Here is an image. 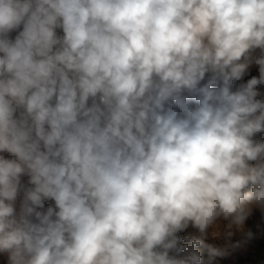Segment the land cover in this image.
<instances>
[{
    "label": "clouds",
    "instance_id": "clouds-1",
    "mask_svg": "<svg viewBox=\"0 0 264 264\" xmlns=\"http://www.w3.org/2000/svg\"><path fill=\"white\" fill-rule=\"evenodd\" d=\"M261 89L264 0H0V264L228 256L264 217Z\"/></svg>",
    "mask_w": 264,
    "mask_h": 264
},
{
    "label": "rangeland",
    "instance_id": "rangeland-1",
    "mask_svg": "<svg viewBox=\"0 0 264 264\" xmlns=\"http://www.w3.org/2000/svg\"><path fill=\"white\" fill-rule=\"evenodd\" d=\"M253 75L256 71L253 70ZM264 92V89H261ZM7 155V154H5ZM246 228L251 229L253 238L246 243H241L240 247L231 249L230 254L223 258H217L213 264H264V217H261L259 212H256L252 218L246 222ZM231 237L223 233L219 237L213 238L208 236L205 243H211L216 246L225 247L242 241V233L233 229ZM196 235L194 230H187L180 234ZM205 260L208 259L206 250H201Z\"/></svg>",
    "mask_w": 264,
    "mask_h": 264
},
{
    "label": "trees",
    "instance_id": "trees-1",
    "mask_svg": "<svg viewBox=\"0 0 264 264\" xmlns=\"http://www.w3.org/2000/svg\"><path fill=\"white\" fill-rule=\"evenodd\" d=\"M261 138H264V134H261Z\"/></svg>",
    "mask_w": 264,
    "mask_h": 264
}]
</instances>
